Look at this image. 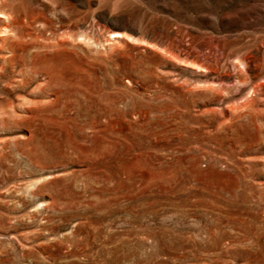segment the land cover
<instances>
[{
  "label": "rangeland",
  "instance_id": "obj_1",
  "mask_svg": "<svg viewBox=\"0 0 264 264\" xmlns=\"http://www.w3.org/2000/svg\"><path fill=\"white\" fill-rule=\"evenodd\" d=\"M4 3L0 264H264V0Z\"/></svg>",
  "mask_w": 264,
  "mask_h": 264
},
{
  "label": "bare ground",
  "instance_id": "obj_2",
  "mask_svg": "<svg viewBox=\"0 0 264 264\" xmlns=\"http://www.w3.org/2000/svg\"><path fill=\"white\" fill-rule=\"evenodd\" d=\"M6 4H7V2H6ZM9 5V4H8ZM3 6H5V3H4V0H0V8L1 7H3ZM6 7V6H5ZM4 7V8H5ZM4 8H2V9H4ZM7 8V7H6ZM5 8V9H6ZM11 11V10H10ZM4 13L2 12V11H0V15H3ZM12 19V18H11ZM9 24V23H8ZM6 26H4L3 28H5ZM4 30V29H3ZM3 30H1V32L3 31ZM113 36H118V35H121L120 33H113L112 34ZM98 117V116H97Z\"/></svg>",
  "mask_w": 264,
  "mask_h": 264
}]
</instances>
